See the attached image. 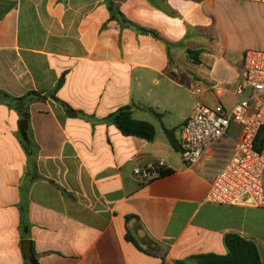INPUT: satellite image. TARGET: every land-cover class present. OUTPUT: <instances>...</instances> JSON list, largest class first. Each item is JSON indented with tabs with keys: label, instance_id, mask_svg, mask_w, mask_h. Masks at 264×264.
Here are the masks:
<instances>
[{
	"label": "crops",
	"instance_id": "crops-1",
	"mask_svg": "<svg viewBox=\"0 0 264 264\" xmlns=\"http://www.w3.org/2000/svg\"><path fill=\"white\" fill-rule=\"evenodd\" d=\"M239 2L0 0V91L46 94L65 74L57 97L92 118H71L53 100L31 106L40 179L23 197L19 118L0 104V264H28L32 249L39 264H196L194 256H226L229 234L253 241L264 264V206L208 203L216 167L188 168L157 135L148 142L97 122L126 105L134 118L154 112L141 103L146 87L157 109L160 92L175 107L181 92L227 109L242 100L243 57L257 48ZM160 161L174 172L140 184L134 168Z\"/></svg>",
	"mask_w": 264,
	"mask_h": 264
},
{
	"label": "built area",
	"instance_id": "built-area-1",
	"mask_svg": "<svg viewBox=\"0 0 264 264\" xmlns=\"http://www.w3.org/2000/svg\"><path fill=\"white\" fill-rule=\"evenodd\" d=\"M264 4V0H235ZM218 89L217 85L209 90ZM203 92L201 82L192 88ZM242 97L231 109L223 104L206 105L198 100L193 114L179 133L184 163L188 168L200 165L216 167L206 201L215 205L264 206V149H256L257 137L264 129V49L245 52L243 74L235 85ZM237 128V138L233 129ZM168 169L164 161L137 166L133 174L140 184L150 183Z\"/></svg>",
	"mask_w": 264,
	"mask_h": 264
},
{
	"label": "trees",
	"instance_id": "trees-1",
	"mask_svg": "<svg viewBox=\"0 0 264 264\" xmlns=\"http://www.w3.org/2000/svg\"><path fill=\"white\" fill-rule=\"evenodd\" d=\"M138 30L142 33L157 37V34L153 31L145 29ZM189 55L196 62H200V60L195 57L196 55H199V52L189 51ZM65 78L66 75L63 74L56 87L51 92L46 94L32 90L22 96H13L7 92L0 91V104H4L11 110H14L18 114L19 118L17 138L26 153L28 164V173L25 185L21 188V194L23 197H27L30 186L35 181L40 179V176L37 173V161L40 147L34 136V130L31 122V106L35 103H45L48 100H53L54 102L62 105L67 115L71 118H80L86 121H91L92 119L84 112L72 108L70 105L57 97L58 91L65 83ZM153 113L157 117H160V114L156 112ZM97 122L115 126L125 137H136L148 142H153L156 139V127L150 122L136 120L134 118L133 105L123 106ZM164 132L171 147L174 150L181 152V146L175 131L164 128ZM256 149L258 151H263L264 149V135L262 134V131H260L257 137ZM173 172L174 171L172 169H167L162 172L161 177L169 175ZM21 223L22 228L27 226V205L25 206V209L22 208ZM225 244L228 249V254L226 256L203 254L194 256L192 259L196 264H263L258 247L253 241L238 234H229L225 237ZM28 264H39L38 256L33 249L30 258L28 259Z\"/></svg>",
	"mask_w": 264,
	"mask_h": 264
},
{
	"label": "rangeland",
	"instance_id": "rangeland-1",
	"mask_svg": "<svg viewBox=\"0 0 264 264\" xmlns=\"http://www.w3.org/2000/svg\"><path fill=\"white\" fill-rule=\"evenodd\" d=\"M237 9L239 22L253 28L254 34L252 40L254 47L257 49H264V4L242 1L239 2V7ZM149 89L150 87H146L143 91L144 98L142 99L141 103L147 108L154 107V112L161 115L160 117H157L153 113V111L148 109L144 110L141 113H137L135 119L152 123L157 130L158 141H163L165 142V144H168L167 146H169V153L179 158L181 157V153H176V151L172 147H170L168 139L164 132V128L175 131V133L179 136L181 127L185 122L183 119L187 114H189L190 108L192 106L194 107L198 98L194 97L190 93L183 94L181 92L182 96L179 98V104L175 107L174 104H170L166 100V97L163 96V94H161L160 92L162 103L158 104L159 108L157 109V104L154 103L155 100H152V98H150L147 94V90ZM232 101L236 102L238 100L233 98ZM202 102L206 105L212 106L211 103L205 101ZM41 109L45 112V110H48L50 108L44 106ZM36 123L38 126V120H36Z\"/></svg>",
	"mask_w": 264,
	"mask_h": 264
},
{
	"label": "water",
	"instance_id": "water-1",
	"mask_svg": "<svg viewBox=\"0 0 264 264\" xmlns=\"http://www.w3.org/2000/svg\"><path fill=\"white\" fill-rule=\"evenodd\" d=\"M262 134L264 135V129L262 130Z\"/></svg>",
	"mask_w": 264,
	"mask_h": 264
}]
</instances>
